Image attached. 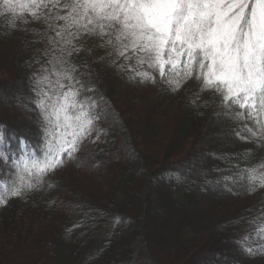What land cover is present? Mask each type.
Returning a JSON list of instances; mask_svg holds the SVG:
<instances>
[{"label":"trees","instance_id":"1","mask_svg":"<svg viewBox=\"0 0 264 264\" xmlns=\"http://www.w3.org/2000/svg\"><path fill=\"white\" fill-rule=\"evenodd\" d=\"M25 21H32L27 13L13 27L0 0V90L20 95L16 104L30 123L0 108V151L10 157L0 158V264H116L138 250L151 264H264V233L258 232L264 186L250 180L252 169L264 174V131L247 119V110L226 108L220 93L200 78L181 79L177 87L168 82L179 79L170 67L161 77L82 40L71 70L83 85L79 99L92 105L91 130L54 170L40 175L13 169L12 161L25 157L30 165L33 158L42 162L49 139L33 105L48 20ZM18 76L23 81L15 90ZM241 111L245 119L232 117ZM245 126L260 134L253 137ZM107 161L115 165L113 174L101 184L97 173ZM83 169L91 180L78 176ZM156 213L170 220L159 233ZM128 231L134 243L118 246ZM165 243L175 245L173 259Z\"/></svg>","mask_w":264,"mask_h":264},{"label":"snow or ice","instance_id":"2","mask_svg":"<svg viewBox=\"0 0 264 264\" xmlns=\"http://www.w3.org/2000/svg\"><path fill=\"white\" fill-rule=\"evenodd\" d=\"M3 11L11 14L13 27L16 18L26 13L32 21L25 23H44L52 17L54 23L48 27L68 56L71 50L79 51L74 41L82 34H98L109 37L106 42L120 57H135L161 77L170 67L179 77L168 81L174 86L181 79L200 78L205 88L220 93L226 108L247 110V119L264 131V0H3ZM60 11L65 15L56 14ZM49 65L33 77V105L42 114L49 137L46 157L42 162L33 158L31 165L27 157L12 161L14 170L35 169L40 175L54 170L63 162L61 155L70 157L91 130L92 105L79 99L83 85L74 78L71 66L63 57H54ZM137 75L152 78L148 72ZM231 115L245 119L244 111ZM61 128L72 129L70 139L58 140L56 131ZM247 131L253 137L260 134ZM0 158L10 160L3 151ZM250 173L251 181L264 186V174L257 176L256 169ZM19 194V189L13 193ZM258 232L264 233V226Z\"/></svg>","mask_w":264,"mask_h":264},{"label":"rangeland","instance_id":"3","mask_svg":"<svg viewBox=\"0 0 264 264\" xmlns=\"http://www.w3.org/2000/svg\"><path fill=\"white\" fill-rule=\"evenodd\" d=\"M61 15H65V13L61 14ZM54 23L53 19L52 18H48V24H52ZM48 24L47 26L45 27V30H44V35H43V47H42V52L45 53L44 57H43V64H42V67L39 68V72L37 73V75H40L41 74V69L42 68H49L50 65H49V61L53 60L54 57H63L64 59L67 60V64L68 65H72V57H73V52L75 50H71V56H68L67 55V51H61V43L59 42V38L58 37H55V33L54 31L48 27ZM109 37L107 36H104V37H101L100 35L98 34H82L80 36V38L76 41H74L75 43V47H77L79 45V42H81L83 40V42H89V43H94V44H97V46L99 48H101L103 46V48L105 49L104 50V54L105 56L107 57H113V58H117V57H120L118 54H117V51H116V48L113 46V45H110L108 44L106 41ZM56 41V43H53V41ZM124 59V58H123ZM124 61L126 62V64H130V63H136V58L133 57L131 60H126L124 59ZM67 66V65H66ZM57 70H59V66H57ZM21 76H18V82L17 84L15 85V90H18V88L20 89L21 85H22V81L23 79L21 80L20 78ZM53 80H55V77H53ZM20 95L16 94V91L13 92L12 94H7L5 93L4 91L0 90V103H1V106L3 107H0L1 109L5 110L7 113H11L12 115L15 116V118L17 120H19L20 122H23L24 124L26 125H29V121H27V118L28 116L26 117L25 115L23 114H20L21 112V108L17 103V101H19ZM11 104L15 106V109H13L11 107ZM157 106V105H156ZM151 112H152V115L151 117H153V112H155V107L151 106ZM154 108V110H153ZM22 113V112H21ZM158 113V111L156 112ZM155 113V114H156ZM154 114V116H155ZM8 116H10V114H8ZM72 129L68 128V129H64V128H61L59 130H57V138L59 141H62V140H65V139H70V133H71ZM57 142V140H56ZM127 143V142H126ZM129 161H132L134 160V156L132 154H130V157L128 158ZM195 160H199V158H196ZM109 161V160H108ZM108 165L107 168L104 169V171H101L102 173H97V176L100 178V182L101 184L103 183H107L110 179H111V176L113 174V170H114V166L116 165L117 161H113V163L115 165H110V162H108ZM200 163V160L199 162ZM191 166H194V163L192 162ZM201 167V166H200ZM99 169V168H97ZM108 171V172H107ZM95 172H98L97 170ZM110 172V173H109ZM89 173L92 174V172L90 171ZM80 177H82V179L85 181V180H91L90 176L88 175L87 172H85V170L83 169V173L79 175ZM204 182H200V189H201V197L200 199L202 201H205L204 197L202 196H205L204 194L205 191L203 190V186H204ZM92 186H94L95 188H97V184L95 183H92ZM75 189H78V186L75 185ZM80 190V189H79ZM82 191V190H80ZM153 221H155L157 227H156V230H162L163 228H165V226L167 227L169 225V219H167L166 217H163L160 213H156L155 216L152 218ZM216 225V224H215ZM169 228V227H168ZM128 233H130V236H121L118 241H117V245L119 246L120 244V241L124 240L125 243H134L135 241V235L134 233H131V231H128ZM159 233V231H158ZM219 236V233L217 234ZM117 246V248H118ZM126 246V244H125ZM165 247L168 249V252H167V256H169L168 259H173V257L177 254V250L174 249L175 245H168L167 243H165ZM123 248V247H122ZM120 248V249H122ZM126 249V248H125ZM124 249V250H125ZM121 253H124V251H122ZM122 257H119L118 259H116V264H151L149 258L147 255H145V253H141L139 250L137 251V253L135 254V256L131 259H128L126 258V260L124 259L123 257V254L121 255ZM160 258V257H159ZM161 261V260H160ZM173 261V260H171ZM162 263V261H161ZM163 264H166V262H164ZM193 264H203V261H196L194 262Z\"/></svg>","mask_w":264,"mask_h":264}]
</instances>
